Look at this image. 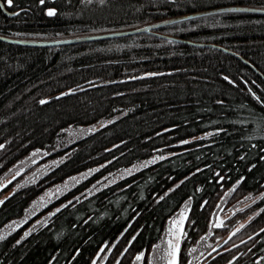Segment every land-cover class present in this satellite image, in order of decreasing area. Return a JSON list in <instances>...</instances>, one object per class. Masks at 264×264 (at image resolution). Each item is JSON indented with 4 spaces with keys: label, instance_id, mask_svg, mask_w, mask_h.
Segmentation results:
<instances>
[{
    "label": "trees",
    "instance_id": "trees-1",
    "mask_svg": "<svg viewBox=\"0 0 264 264\" xmlns=\"http://www.w3.org/2000/svg\"><path fill=\"white\" fill-rule=\"evenodd\" d=\"M233 5L264 9V0H0V36L125 31ZM99 123L64 140L69 127ZM38 149L51 153L0 190L18 185L0 203V229L52 185L95 171L33 217L57 208L45 223L2 237L0 264H135L139 255L151 264L187 201L175 264H264V13L215 12L55 46L0 40V182ZM47 158L57 162L19 185ZM244 202L213 226L221 203Z\"/></svg>",
    "mask_w": 264,
    "mask_h": 264
},
{
    "label": "rangeland",
    "instance_id": "rangeland-1",
    "mask_svg": "<svg viewBox=\"0 0 264 264\" xmlns=\"http://www.w3.org/2000/svg\"><path fill=\"white\" fill-rule=\"evenodd\" d=\"M103 123H99L98 125H82L79 127H69L66 129V134L64 137V140L71 141V140H77L78 137L85 135L89 133L92 130L98 129L99 126H101ZM51 153V151H45V149H38L31 153L30 156L26 157L24 160L20 161L19 163L15 164L14 167H12L10 173L6 175V177L0 182V190L4 188L7 184L11 182L22 172L26 171L28 167H30L33 164H36L39 160L43 159L44 157L48 156ZM158 158V157H156ZM154 158V159H156ZM152 159V160H154ZM152 160H141L138 163H135L129 167H126L122 169L121 171H118L116 173H113L109 176H107L104 179H101L98 183L94 184L92 187H90L87 191L88 194L91 192L99 189L102 186H105L113 181H116L127 174H130L131 171L134 172L138 170L139 168H142L144 165L148 164ZM57 162V160H50V158H47L40 162L36 166L35 169L30 171L28 174L25 175L24 179L20 182L19 185L32 182L34 180H37V178L42 175L49 166ZM95 171V168L85 170L82 172H78L77 174H74L70 177H68L66 180H64L61 183L54 184L48 189H46L40 196H37V199H35L32 204L29 206L28 210L26 211L25 215L21 217L20 219L12 220L8 224H6L2 229H0V239L19 226L23 225L24 223H27L30 219L32 220L35 215L41 211L43 208L48 206L49 203H51L53 200H55L58 196L75 186L77 183L85 179L86 177L90 176ZM18 185L14 186L10 190H8L6 193H4L2 196H0V203L2 200L11 194L15 188H17ZM248 202H244L242 204H239V206H231L226 207L224 203H221L219 209L216 212V215L213 219V226H220L225 221L226 218H229L235 211L238 209L246 206ZM190 208V201H187L183 204V206L180 208L178 213L170 220L167 232L165 235V238L163 241L158 244L156 249L154 250L152 262L151 264H173V261L176 263L179 244L181 242V239L183 238L184 234V224L189 212ZM57 208L50 211L49 213H43L39 215L38 217L34 218L31 222V224H28V228L25 231V234L29 232L30 230L36 228L39 225H42L46 222L49 215H51L53 212H55ZM202 250H200L197 253H201ZM142 261V255H139L137 258V261L135 264H141ZM92 264H102L101 262L95 259Z\"/></svg>",
    "mask_w": 264,
    "mask_h": 264
},
{
    "label": "water",
    "instance_id": "water-1",
    "mask_svg": "<svg viewBox=\"0 0 264 264\" xmlns=\"http://www.w3.org/2000/svg\"><path fill=\"white\" fill-rule=\"evenodd\" d=\"M230 10H239V11H250L251 12H258V13H264V9L262 8H253V7H244V6H226V7H219V8H213V9H207L202 11H197L193 13H188L184 15H179L176 17H172L169 19H165L159 22L151 23V24H145L140 27H136L133 29H126L121 31H113V32H106V33H98V34H91V35H83V36H76V37H68V38H62V39H49V40H21L19 39H13L8 38L4 36H0V40L8 41L12 43L17 44H24V45H40V46H55V45H62V44H70V43H77V42H87V41H94V40H100L105 38H112V37H119V36H127L142 32H151L152 30L168 25L174 22L186 20L189 18H194L206 14H211L215 12H222V11H230Z\"/></svg>",
    "mask_w": 264,
    "mask_h": 264
},
{
    "label": "snow or ice",
    "instance_id": "snow-or-ice-1",
    "mask_svg": "<svg viewBox=\"0 0 264 264\" xmlns=\"http://www.w3.org/2000/svg\"><path fill=\"white\" fill-rule=\"evenodd\" d=\"M7 2L9 3V4H11L12 3V0H7ZM49 15H53L54 13L53 12H51V11H49V13H48ZM173 264H175V262L173 261Z\"/></svg>",
    "mask_w": 264,
    "mask_h": 264
}]
</instances>
